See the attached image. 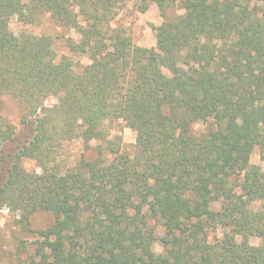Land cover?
Masks as SVG:
<instances>
[{
  "label": "trees",
  "instance_id": "obj_1",
  "mask_svg": "<svg viewBox=\"0 0 264 264\" xmlns=\"http://www.w3.org/2000/svg\"><path fill=\"white\" fill-rule=\"evenodd\" d=\"M129 2L184 13L144 48L112 27ZM47 14L78 34L64 39L90 64L10 29L14 16ZM117 120L136 133L134 157L108 131ZM73 142L89 158L70 166ZM256 147L264 161V0H0V205L23 229L38 212L54 217L18 264H264Z\"/></svg>",
  "mask_w": 264,
  "mask_h": 264
},
{
  "label": "rangeland",
  "instance_id": "obj_2",
  "mask_svg": "<svg viewBox=\"0 0 264 264\" xmlns=\"http://www.w3.org/2000/svg\"><path fill=\"white\" fill-rule=\"evenodd\" d=\"M29 0H19V3L26 4ZM255 3V1L253 2ZM252 3V4H253ZM116 17L112 22V27H123L131 36L133 42L144 48L156 47L155 28L159 27L165 20H173L184 13L178 6L167 8L165 17H163L160 8L156 3H149L146 12L142 13L139 6H134L129 2L122 10H116ZM10 29L16 36L30 34L35 36H48L53 41V48L57 59L68 57L73 62L75 68L80 69L90 64L87 55L72 52L66 44L64 37H71L78 41L79 37L75 31H65L55 24L50 15H44L37 24H26L18 16L10 20ZM166 72V71H165ZM167 73V72H166ZM51 99L48 104H53ZM7 115L11 118L14 125L18 126L19 121L16 117L15 107L9 101L6 105ZM205 125L197 123L193 126V131L200 134L204 131ZM108 131L112 136L122 139L121 152L130 157H134L137 152L136 133L129 128L122 120H117L109 125ZM31 135L30 131L25 129L20 137ZM89 158L84 152L83 145L80 142L67 144L63 150V158L67 164L74 165L82 158ZM250 163L259 166L264 171V161L261 159L260 149L256 147L252 154ZM24 167L28 171H37L39 169L34 161L27 160ZM217 206V205H216ZM20 211H10L7 206L0 205V264H18L20 260L24 261L34 254L35 243L38 238V232L48 229L54 222V217L48 212H38L31 218L28 229H23L18 223ZM222 236L221 231L215 234ZM213 236V234H212ZM254 245L262 244L261 239L251 240ZM156 253H162L163 247L160 243L154 245Z\"/></svg>",
  "mask_w": 264,
  "mask_h": 264
}]
</instances>
